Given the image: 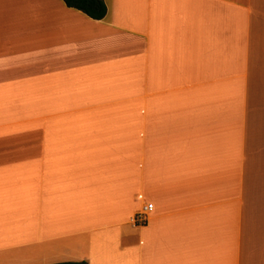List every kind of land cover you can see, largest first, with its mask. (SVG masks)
Returning <instances> with one entry per match:
<instances>
[{
  "label": "crops",
  "instance_id": "0c3cea01",
  "mask_svg": "<svg viewBox=\"0 0 264 264\" xmlns=\"http://www.w3.org/2000/svg\"><path fill=\"white\" fill-rule=\"evenodd\" d=\"M103 1L0 0V264H264V0Z\"/></svg>",
  "mask_w": 264,
  "mask_h": 264
},
{
  "label": "trees",
  "instance_id": "16d2710c",
  "mask_svg": "<svg viewBox=\"0 0 264 264\" xmlns=\"http://www.w3.org/2000/svg\"><path fill=\"white\" fill-rule=\"evenodd\" d=\"M69 8L81 11L94 20H101L107 13L103 0H62ZM53 264H87V262H58Z\"/></svg>",
  "mask_w": 264,
  "mask_h": 264
},
{
  "label": "built area",
  "instance_id": "2783aa9c",
  "mask_svg": "<svg viewBox=\"0 0 264 264\" xmlns=\"http://www.w3.org/2000/svg\"><path fill=\"white\" fill-rule=\"evenodd\" d=\"M151 206H143L142 209L135 215V222L142 223L145 220V215L151 211Z\"/></svg>",
  "mask_w": 264,
  "mask_h": 264
}]
</instances>
